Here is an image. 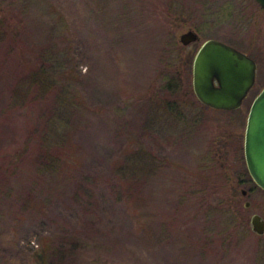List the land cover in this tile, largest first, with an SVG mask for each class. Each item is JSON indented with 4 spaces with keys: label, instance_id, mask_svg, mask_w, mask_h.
<instances>
[{
    "label": "rangeland",
    "instance_id": "374dc122",
    "mask_svg": "<svg viewBox=\"0 0 264 264\" xmlns=\"http://www.w3.org/2000/svg\"><path fill=\"white\" fill-rule=\"evenodd\" d=\"M2 17L16 44L0 42V264H40L48 244L67 264H264L250 225L264 190L244 158L255 94L215 110L191 83L196 50L216 39L256 57L264 85L255 0H0ZM189 28L200 39L181 46ZM47 47L69 50L83 102L58 147L64 89L14 94ZM47 145L64 161L54 175Z\"/></svg>",
    "mask_w": 264,
    "mask_h": 264
},
{
    "label": "water",
    "instance_id": "95a60500",
    "mask_svg": "<svg viewBox=\"0 0 264 264\" xmlns=\"http://www.w3.org/2000/svg\"><path fill=\"white\" fill-rule=\"evenodd\" d=\"M264 10V0H255ZM198 33L189 28L179 35V42L188 45L199 41ZM255 63L244 53L216 39L205 40L193 62V90L205 106L216 110L240 107L252 86ZM216 82V84H215ZM244 158L252 180L264 190V88L253 100L244 133ZM245 203V207H248ZM251 229L264 234V218L253 214Z\"/></svg>",
    "mask_w": 264,
    "mask_h": 264
},
{
    "label": "trees",
    "instance_id": "16d2710c",
    "mask_svg": "<svg viewBox=\"0 0 264 264\" xmlns=\"http://www.w3.org/2000/svg\"><path fill=\"white\" fill-rule=\"evenodd\" d=\"M54 30L55 29L52 31ZM14 32L15 27L12 29V25L9 23L7 17L0 18V42L6 41V43H12L13 45L16 44ZM18 32L19 29H17L16 33ZM39 51L41 54H36L37 64L30 65L26 63V66H24L27 73L23 75L19 85L17 84L20 90L15 87L14 94H19V96L21 94V96H23V101L30 99L36 101L50 96L46 94H55V88L58 84L64 89L63 92H61V94H64V96L61 97L62 113L60 119L54 122V131L57 135L54 136V139L58 142V145L55 144V146L58 147L61 143H68L67 139L70 137L71 130L67 125L69 121L78 114L76 108L82 107L83 102L79 100V97L76 95L77 92L72 86V82L75 81V78L69 69L70 66H67L68 64H72V56L70 55L69 50L65 49L62 53H60L55 49L53 50L50 47H47ZM22 59H24V57ZM172 59H176V57ZM36 94H42V96L39 98ZM17 99H19V97H17ZM52 144L54 145V141H52ZM47 148L48 150L46 153H48L49 162L47 168H45V172L50 175H54L58 173L61 160L62 165L64 161L63 158L57 156L56 154L53 155L50 152L52 151L51 145H47ZM67 166L70 167L71 164L67 162ZM49 248V244L44 247L40 264H55L52 260V256L54 257L55 255L57 258L56 264H67L68 253H66L65 250L62 249V252L57 250L55 254L52 255L54 250L51 252Z\"/></svg>",
    "mask_w": 264,
    "mask_h": 264
},
{
    "label": "flooded vegetation",
    "instance_id": "af4514ba",
    "mask_svg": "<svg viewBox=\"0 0 264 264\" xmlns=\"http://www.w3.org/2000/svg\"><path fill=\"white\" fill-rule=\"evenodd\" d=\"M222 42H224V41H222ZM225 44H227V45H229V46H231V47H233V48H235L236 50H238V51H240V52H242V53H244L245 55H247L248 57H250L253 61H254V63H255V76H254V82H253V84H252V86L248 89V91L246 92V96H245V98L243 99V101H242V103H241V105H240V107L239 108H237V109H235V110H238V109H240L241 107H242V105H243V103H244V101L245 100H247L248 98H250L251 96H252V94H255L254 96H252V101H251V104H252V102H253V100L255 99V97L262 91V89L264 88V85L260 88L259 86H258V84H257V81H258V69H259V63L257 62V60H256V57H254L252 54H250V52L249 51H247V50H243V49H240L239 47H237V46H235V45H233V44H230V43H227V42H224ZM179 44L181 45V46H187V45H183V44H181L180 42H179ZM189 45V44H188ZM201 46V45H200ZM200 46L198 47V49L200 48ZM252 48H254V44H253V47ZM250 49V50H253V49ZM198 49L196 50V52H195V54H194V57H193V60H192V80H191V83H192V91H193V94H195L194 93V90H193V62H194V58H195V55H196V53H197V51H198ZM254 51V50H253ZM215 84H216V82H215ZM196 96V95H195ZM197 98V97H196ZM202 104V103H201ZM251 106V105H250ZM207 108H210V107H208V106H206ZM212 109V108H211ZM250 109V108H249ZM216 110V109H215ZM248 174H249V172H248ZM249 178H250V180L255 184V182L252 180V178L250 177V174H249ZM238 184V182H235V185H237ZM256 185V187H258L257 186V184H255ZM259 188V187H258ZM261 189V188H260ZM247 193H246V191L245 190H242V195H246Z\"/></svg>",
    "mask_w": 264,
    "mask_h": 264
}]
</instances>
